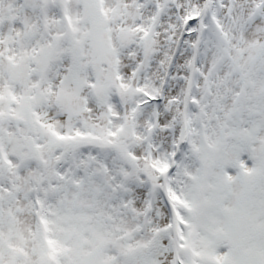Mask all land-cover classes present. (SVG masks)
I'll use <instances>...</instances> for the list:
<instances>
[{
	"label": "snow or ice",
	"instance_id": "snow-or-ice-1",
	"mask_svg": "<svg viewBox=\"0 0 264 264\" xmlns=\"http://www.w3.org/2000/svg\"><path fill=\"white\" fill-rule=\"evenodd\" d=\"M0 264H264V0H0Z\"/></svg>",
	"mask_w": 264,
	"mask_h": 264
}]
</instances>
